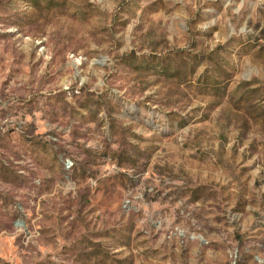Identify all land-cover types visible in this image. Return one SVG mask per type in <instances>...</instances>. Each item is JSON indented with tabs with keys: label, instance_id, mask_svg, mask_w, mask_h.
<instances>
[{
	"label": "rangeland",
	"instance_id": "rangeland-1",
	"mask_svg": "<svg viewBox=\"0 0 264 264\" xmlns=\"http://www.w3.org/2000/svg\"><path fill=\"white\" fill-rule=\"evenodd\" d=\"M0 264H264V0H0Z\"/></svg>",
	"mask_w": 264,
	"mask_h": 264
}]
</instances>
